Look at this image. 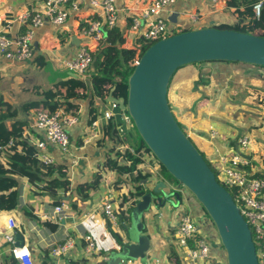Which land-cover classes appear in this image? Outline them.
<instances>
[{
	"label": "crops",
	"instance_id": "1",
	"mask_svg": "<svg viewBox=\"0 0 264 264\" xmlns=\"http://www.w3.org/2000/svg\"><path fill=\"white\" fill-rule=\"evenodd\" d=\"M43 1L0 0V32L17 36L31 28L28 22L20 21L18 15L40 7ZM150 1L114 0L118 10L115 28L124 38L123 46L135 48L137 53L143 44L137 34L130 32L129 27L133 17L139 16L141 9ZM229 1L177 0L166 6L160 17L167 21L169 27L181 26L185 29L219 23L234 24L238 20L241 23L248 22V19L241 18L235 12V7L228 5ZM195 13L198 20L192 23L189 16ZM169 17L175 22L169 21ZM93 20L104 22L101 8L93 5L91 0H79L76 9H69L63 24L55 26L45 23L31 28L34 48L32 58L14 61L0 53V97L17 106L19 113L14 121L24 122L22 128L30 123L34 110L22 112V104L40 100V91L50 89L66 79H78L60 65V62L74 58L78 50L74 43L86 45L92 54L100 47V41L82 35L83 29ZM263 26L261 20L256 22L255 31L260 29L261 33ZM255 31L254 34H257ZM74 36L76 38L73 40ZM203 68H210V71L201 76ZM199 79L206 83H201ZM84 88L87 97L74 101L79 106L76 112L79 119L69 130L68 152L61 153L48 145L55 158L54 173L44 178H61L59 172L62 171L70 182L69 188H58L54 197L41 184L36 185L27 177H18L21 195L18 207L11 211H0V264H17L10 255V248L14 245V239L10 237L15 232L23 236L34 264H105L104 258L112 250L120 248L113 233L121 238L122 244L129 242L125 230H122L121 219L111 224L104 217L101 207L109 198L118 218H124L129 216L132 201L141 197L137 193L132 200L123 202L122 197L136 191L137 184L127 174H122L118 181L117 171L107 164V158L110 157L118 165H123L126 162L124 154L131 152L138 143V134L133 122L124 121L122 112L113 106L109 108L113 113L112 120L116 124L118 138L112 140L103 135L108 123L104 119L97 130H92L89 112L94 111L96 120L105 104L101 103L99 97L90 101L91 87L87 81ZM167 98L183 131L189 138L196 140L207 159L213 158L217 152L239 150L249 161L247 168L250 172L264 175V147L253 145V137L249 148L242 149L237 145V138L241 135L262 138L264 142L263 66L224 61L187 64L174 74ZM140 158L142 163L139 167L150 173L146 185L149 187L162 181L159 166L151 153L142 150ZM155 173H159L160 177ZM95 178L99 179V185L87 197H83L76 188L93 182ZM139 184L142 185V181ZM168 187L167 184L166 189ZM178 190V198L169 197V201L161 207L153 202L150 210L142 216L145 224L143 233L150 239L145 260H125L123 264H181L173 232L183 213H188L201 232L211 240V252L218 264H226L225 251L206 212L191 193L181 187ZM62 201L68 204L69 209L63 218L57 220L53 208ZM7 216L15 218L16 228H7ZM128 226L129 223L125 224V227ZM87 233L100 245L94 252L84 249L83 235ZM67 237L74 238V247L60 255L53 254L52 249L62 244Z\"/></svg>",
	"mask_w": 264,
	"mask_h": 264
},
{
	"label": "water",
	"instance_id": "2",
	"mask_svg": "<svg viewBox=\"0 0 264 264\" xmlns=\"http://www.w3.org/2000/svg\"><path fill=\"white\" fill-rule=\"evenodd\" d=\"M168 20L175 22L172 17ZM79 43L74 44L79 46ZM210 61L264 67V36L213 26L172 34L153 42L140 55L128 77L126 100L112 95L114 86L110 89L107 101L127 111L137 134L175 179L176 185L164 179L148 187V178L141 180L145 191L130 209L129 226L124 225L129 242L112 250L104 258L105 264L145 260L150 239L143 233L142 216L153 202L161 207L169 201L170 195L178 198L179 187L194 196L211 220L225 251L226 264H259L251 232L231 194L217 182L214 172L180 127L168 103V85L174 72L187 64ZM209 71L210 68H203L200 75ZM10 239H14V245L24 244L23 236L17 232Z\"/></svg>",
	"mask_w": 264,
	"mask_h": 264
},
{
	"label": "built area",
	"instance_id": "3",
	"mask_svg": "<svg viewBox=\"0 0 264 264\" xmlns=\"http://www.w3.org/2000/svg\"><path fill=\"white\" fill-rule=\"evenodd\" d=\"M175 1L177 0H151L141 9L139 16L133 17L129 30L138 35L143 46H149L157 40L185 29L181 26L169 27L167 21L160 17L164 8ZM78 3L79 0H44L40 7L21 12L18 19L28 22L31 28L42 26L45 23L59 26L65 22L69 9H76ZM91 3L101 8L104 22L99 20L89 22L83 29L82 35L99 42L103 39L106 29L116 27L118 10L114 0H91ZM262 9L263 0H258L253 5L255 19H259ZM189 19L192 23H196L198 15L192 14ZM31 28L17 36H9L0 32V53L7 59L14 61H25L32 58L34 48L32 44L33 30ZM60 65L71 71L84 83L87 81V84L91 86L90 71L93 68V56L86 45L78 46L74 58L60 62ZM101 103L105 106L99 113V117L90 123L92 130H97L103 119L107 122L113 119V113L109 106L118 108L122 112L124 121H132L127 111L121 110L116 104L107 101V99L102 100ZM32 112L30 123L22 128L18 150L22 149L23 145H30L35 149V156L43 166L53 165L55 158L51 155L48 145L53 146L61 153H67L70 145L69 130L78 123L79 117L62 110L49 113L45 110L34 109ZM13 142V139H10L7 145L11 146ZM237 145L242 149H247L251 145V138L247 135H241L237 138ZM4 148L6 147L0 145V163L7 166L3 155ZM208 160L214 165V169L210 168L214 172L217 182L229 191L241 216L248 225L258 263L264 264V175L259 176L251 173L247 168L249 161L239 150L217 152L213 158H208ZM68 209V204L63 201L54 206L53 212L56 219L63 218ZM101 209L104 217L111 224L118 222L119 218L113 210L109 198L102 204ZM6 223L8 229L17 226L13 216H7ZM173 235L181 264H218L211 252V240L201 232L199 225L188 213L182 214ZM83 240L84 249L87 252H94L100 247L97 240L89 233L83 235ZM74 245V238L67 237L62 244L52 249V253L60 255L73 248ZM10 255L17 264H34L30 249L25 244L11 246Z\"/></svg>",
	"mask_w": 264,
	"mask_h": 264
},
{
	"label": "trees",
	"instance_id": "4",
	"mask_svg": "<svg viewBox=\"0 0 264 264\" xmlns=\"http://www.w3.org/2000/svg\"><path fill=\"white\" fill-rule=\"evenodd\" d=\"M257 1L258 0H230L228 5L235 7V12L241 18L248 19V22L241 23L238 20L234 24L219 23L213 24L212 26L220 29L228 28L253 34L256 29V22H260L261 20L264 23L263 9L259 19H255L254 17L253 5ZM189 29L192 28H186L183 31ZM259 35L264 36V26ZM123 44L124 38L116 28L105 30V35L99 43L100 47L92 54L93 70L90 73V101H92L94 97H99L105 101L113 86L114 90L112 95L116 98L123 97L126 100L128 93V77L135 66V60L140 57L147 46H142L140 52L137 53L135 48H127L124 47ZM198 81L204 84L206 83L205 80L199 79ZM198 81L197 83H200ZM84 87L85 83L80 79H66L50 89L40 91L39 95L42 97L40 100L26 102L22 104L20 110L22 112H27L31 109H41L49 113L62 110L65 113L76 114L79 106L74 101L87 97V92H85ZM18 113L19 109L17 106L0 97V145L6 147L4 148L5 151L3 155L7 163V166L0 163V211H11L18 207V177H27L30 182L36 185L41 184V186L54 197L58 188L66 190L69 188L70 184L69 180L65 178L66 174L62 171L59 172L61 178L56 177L46 180L44 177H50L54 173V165L43 166L35 156V149L30 145H23L22 149L18 150V144H20L19 137L22 134V126L25 124L24 122L14 121ZM89 114L91 123L95 120V113L94 111H90ZM180 127L182 128L181 125ZM103 133L105 137H109L112 140L118 138L116 124L112 119L108 121ZM137 137L138 143L133 149V152L127 151L124 154L126 162H124L123 165H118L116 161H112L110 157L107 158V164L115 169L119 175L118 181L121 180L120 177L122 174H127L129 179L137 184L135 186L136 191L122 197L123 202L132 200L137 193L142 195L145 190L139 182L142 179L150 177V173L142 170L139 165L142 163V159L140 158L141 151L151 152L141 137L139 135H137ZM10 139H13L14 142L11 146H8L7 144ZM151 155L153 154L151 153ZM157 164L163 180L166 179L169 182L175 181L159 162H157ZM98 185L99 179L95 178L93 182L81 184L76 189L82 192L81 194L83 197H87L89 192ZM171 197L174 198V195L172 194ZM135 202L136 201H132V205H134ZM119 219H121L122 230H124V225L129 223L130 218L126 216ZM113 236L117 241V245L121 246V238L115 233H113Z\"/></svg>",
	"mask_w": 264,
	"mask_h": 264
},
{
	"label": "rangeland",
	"instance_id": "5",
	"mask_svg": "<svg viewBox=\"0 0 264 264\" xmlns=\"http://www.w3.org/2000/svg\"><path fill=\"white\" fill-rule=\"evenodd\" d=\"M257 34H260V29H257L256 31H255ZM254 34V33H253ZM142 54V53H141ZM138 59H136L135 61H137ZM135 63V62H134ZM191 64H194V63H191ZM195 64H199V63H195ZM181 67H183V66H181ZM181 67H179L177 70H176V72L181 68ZM175 72V73H176ZM169 103V102H168ZM178 121V120H177ZM178 123H180L179 121H178ZM180 125L182 126V124L180 123ZM183 127V126H182ZM251 139H252V137H253V145H256V146H259V147H264V142H263V139L262 138H257V137H254V136H252V135H250L249 136ZM137 139H138V137H137ZM191 139V141L198 147V149L200 150V148H199V146H198V144H197V142H196V140L195 139H193V138H190ZM201 151V150H200ZM201 153L204 155V153H203V151H201ZM152 157H153V159L155 160V162L157 163L158 161L154 158V156L153 155H151ZM204 157H205V159H206V161L209 163V166L211 167V168H213L214 169V165L207 159V157L204 155ZM159 173H155V175H157V177H160L159 175H158ZM168 183H171V184H175V182L173 181V182H168ZM181 188H183V187H181ZM183 190H185L186 192H188L185 188H183ZM171 196V195H170Z\"/></svg>",
	"mask_w": 264,
	"mask_h": 264
}]
</instances>
